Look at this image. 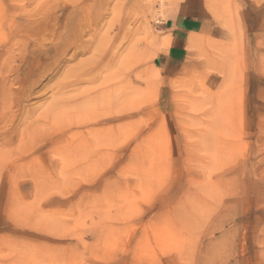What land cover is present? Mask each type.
Returning <instances> with one entry per match:
<instances>
[{
    "label": "rangeland",
    "instance_id": "obj_1",
    "mask_svg": "<svg viewBox=\"0 0 264 264\" xmlns=\"http://www.w3.org/2000/svg\"><path fill=\"white\" fill-rule=\"evenodd\" d=\"M0 264H264V0H0Z\"/></svg>",
    "mask_w": 264,
    "mask_h": 264
},
{
    "label": "bare ground",
    "instance_id": "obj_2",
    "mask_svg": "<svg viewBox=\"0 0 264 264\" xmlns=\"http://www.w3.org/2000/svg\"><path fill=\"white\" fill-rule=\"evenodd\" d=\"M111 66V65H110ZM96 138H98V137H96ZM93 141H94V139H93ZM81 149V148H80Z\"/></svg>",
    "mask_w": 264,
    "mask_h": 264
}]
</instances>
